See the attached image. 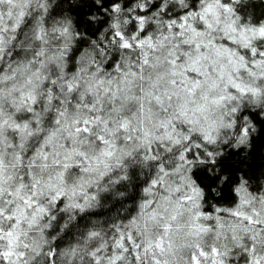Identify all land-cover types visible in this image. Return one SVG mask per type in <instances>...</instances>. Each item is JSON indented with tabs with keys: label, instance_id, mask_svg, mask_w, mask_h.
<instances>
[{
	"label": "snow or ice",
	"instance_id": "6c2138e0",
	"mask_svg": "<svg viewBox=\"0 0 264 264\" xmlns=\"http://www.w3.org/2000/svg\"><path fill=\"white\" fill-rule=\"evenodd\" d=\"M0 264H264V0H0Z\"/></svg>",
	"mask_w": 264,
	"mask_h": 264
}]
</instances>
